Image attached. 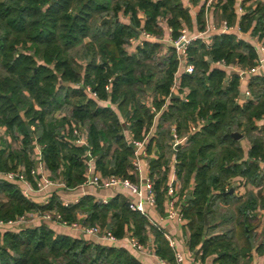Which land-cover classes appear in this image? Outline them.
Returning <instances> with one entry per match:
<instances>
[{"label": "trees", "instance_id": "16d2710c", "mask_svg": "<svg viewBox=\"0 0 264 264\" xmlns=\"http://www.w3.org/2000/svg\"><path fill=\"white\" fill-rule=\"evenodd\" d=\"M249 1L254 0L243 4ZM218 8L229 25L237 22L236 0L220 2ZM139 12L145 15L144 23ZM105 18H111V24L102 25ZM160 19L166 20L174 39L183 24L192 25L181 0H0V134L4 131L7 137L0 135V173L22 170L31 178L37 143L50 179L69 189L80 187L87 149L73 144L75 125L87 132L103 176L133 179L129 175L133 148L124 130L143 139L155 119L146 101L160 111L169 99L148 146H155L159 154L150 162L157 204H164L176 158L185 187L194 182L182 208L190 250L201 262L214 256L216 264H249L261 225L257 210L264 209V190L240 197L229 190L235 178L264 188V167L259 163L264 161V128L255 126L264 120V77L250 79L252 98L238 104L239 75L228 79L226 71L212 68L209 60L249 68L256 52L229 34L215 36L211 47L194 43L188 62L195 72L182 76L179 89L180 94L187 91L185 102L171 93L179 64L174 50L162 54V44L149 40L135 52L127 50L140 30L163 36ZM198 22L204 23V9ZM240 27L264 39V2L248 7ZM199 121L204 125L191 133V126ZM171 126L185 138L176 150ZM229 130L244 139L236 140L227 134ZM244 141L250 144L247 157ZM47 212L68 223L105 230L110 226L118 239L129 229L142 244L148 242L149 221L130 210L129 201L121 196L108 204L86 196L78 204L64 206L53 194L48 204H38L18 184L0 179V221ZM151 230L154 253L177 264L164 234ZM257 249L264 254V231ZM0 264L143 263L127 247L75 239L41 224L0 230Z\"/></svg>", "mask_w": 264, "mask_h": 264}, {"label": "crops", "instance_id": "0c3cea01", "mask_svg": "<svg viewBox=\"0 0 264 264\" xmlns=\"http://www.w3.org/2000/svg\"><path fill=\"white\" fill-rule=\"evenodd\" d=\"M181 1L183 3L184 7L186 8V10L190 14L191 24H192L190 27L183 24L182 29L186 28L191 35H196V34L203 32L207 26V20L205 17V2H206V0H181ZM259 1L264 2V0H254V1H249V2H246L245 4H243V0H242L241 3L245 9V13H246L248 7H253L255 5V2H259ZM220 2L225 3L226 0H217V2L214 5V9H213V11L209 17L210 24H213L216 26H220L221 22L225 21V18L222 16L221 10L218 8V4ZM239 3H240V0H236V9H235L236 11H235V13L237 15V22L232 25L235 29L229 35H234L238 40H241V41L251 45L256 52L257 42H259V40H261V39L257 36H253L250 32L244 33L242 31V29L240 27V22H241L242 16L245 13L244 14L239 13V11H238ZM202 9H204V23L199 25L198 17L200 15V12ZM139 17H140V20L142 21V23H144L143 20H145V15L143 12H139ZM160 25H161V28L164 30V35L161 37L152 35L153 39H150L149 41L160 42L163 46L162 54H164L170 49L174 50V48L171 44V41L174 38L172 37L173 31L168 26L166 20L160 19ZM140 31H142V32L139 33V31H138V37L130 39L129 44H128V48H127L129 53L135 52L137 47L140 46L139 42L141 40H144L143 33H146V32H144L143 30H140ZM215 36H218V35H215ZM256 55H257V52H256ZM209 63L211 64L212 68H219V69L225 70L227 75H228V79H230L233 75H238L239 70L247 69V68H243V67L237 65L236 63H233L231 65L225 64V66L224 65L223 66L218 65L217 63H212L210 60H209ZM178 76L181 79L183 75H181V72H180V75H178ZM250 79L249 80H245V79H241V78L239 79V82H240V97L239 98L240 99L243 97V94L246 92V90H248V85H249ZM182 94L183 93L180 94L178 91V92L174 93L173 96H175L177 98H182L181 97ZM251 98H252V96H251ZM247 100H249V99H246L245 101H247ZM146 103H148V105H150V107H152V106L154 107V105L151 104V101L147 100ZM169 103H170V100L166 99L165 105L162 107V109L160 111L157 110L156 116H154L155 119H154L152 126L143 135L144 136L143 139H146V141H147L146 142V148H145L146 152H147V156L144 157L143 160H144V163L146 162L148 164V167L147 168L145 167L141 173L143 178H146L148 176L151 177V163L150 162L152 159L158 158L159 154L157 152V148L155 146H153L150 149V147L148 148V146L150 144L151 139L156 137L157 120L160 117L162 110L166 106H168ZM255 126L257 127L258 130L261 128H264V120L256 121ZM170 128H171L170 132H171V136H172V140H173V135H174L173 133H174V131H176V127L171 126ZM0 135L2 137H4L5 140H7V137L4 133V131H2ZM124 135H125L127 140H128V138H133V133L128 129L124 130ZM178 138H179V140L185 139L184 137L183 138L178 137ZM143 139H141V140H143ZM242 139H244V138H242ZM183 143H185V141ZM182 144H180V145H182ZM243 147H244V150L246 151V157H247V152L250 149L249 142L244 141ZM33 155H34L33 160H34L35 167L42 164V161L40 159H38V157H37L39 155V152H38V150L35 149V146H34V154ZM176 165H177V160H176V158H173V160L171 162V168H170L169 174H168V180H169V178L172 177L173 174H175V176H177V179L179 182V187H178L179 203H180V206L182 207L184 205L183 198L186 197L187 193H189L190 191L193 190L194 182L191 181L189 186L186 188L184 185V181L181 178H179V176H178V173L176 170ZM96 167H97V165H96ZM98 171L100 172L99 169H98ZM47 173H48V171H47ZM129 175L133 177V179H131L133 182L139 183V175H137L133 171L132 168L129 170ZM31 178H32V180H30ZM31 178L27 177V182H28L27 185L26 184H20L19 186L22 188L23 194L25 191H28L27 197L29 199H31L32 201L38 203V204H44V202L46 200L50 201V198L52 197L53 194H57L60 197L62 204L64 206H68L70 204H78L81 201V199L85 198L86 196L93 197L96 202H101L103 199H105L108 201V203H110L113 199H115L118 196H121V197L127 199L129 201V204L131 201H133L131 194L127 190L119 188V187L115 188V189H97L93 186H84L82 184L80 187L75 188V189H69L67 187H61V186H52L46 191H37V187L35 185V178H33L32 176H31ZM58 182H60V181H58ZM167 183H168V181H167ZM29 186L31 187L32 190L28 189ZM232 188L234 189V194L239 196V197L245 196L249 192L259 194L262 190H264V188H262V187H256L253 184L247 182V180L244 178H235L234 179V186ZM134 202L138 203L139 201L134 199ZM144 206H145V209H146L147 214H148V218L147 217L146 218L149 221V225L146 227L147 236H148V242L146 243V247L149 250L154 251V248H155L154 236L152 235V230H151V227H154L151 223L155 222L156 224H158L161 227V229L163 231L168 232L175 239L177 251L181 252L184 255L183 264H216L214 256L207 258L204 262H201V260L199 259V256H197L196 253H194L190 250V248L188 246L189 231L187 228V224H185V225L182 223L180 224V223H177L176 221H173V220H170L167 218L166 212H167L168 205H167L166 196H165V201H164V204L162 207L158 206V204H157L156 208H150L147 204H144ZM257 212H258L259 219L261 221V223H260L261 225L256 230L257 241L255 242L254 250L252 252V258H251L249 264H264V254H261L257 249L259 242L261 241V239L263 237L264 209L259 208L257 210ZM82 218L84 219L85 216H83ZM41 224L46 225L47 227L52 229L57 234L66 235V236H69V237H72L75 239H83V240L93 242L96 244L113 245V244L107 243L102 236H87V235L81 233L80 231H78L76 229H72L70 227H65L64 225L57 223V222H52V221L51 222H43V221L35 220V221H29L26 224V227H31V226L34 227V226H39ZM107 230H111V227L108 226ZM130 236H131V232L128 229V231L126 232V235L122 239H120L118 244H114V245L124 246V247H127L129 249V247L126 245L127 244L126 240ZM130 251L143 264H158V260L154 256H152L151 254L150 255L149 254L144 255L141 253H137L131 249H130Z\"/></svg>", "mask_w": 264, "mask_h": 264}, {"label": "built area", "instance_id": "2783aa9c", "mask_svg": "<svg viewBox=\"0 0 264 264\" xmlns=\"http://www.w3.org/2000/svg\"><path fill=\"white\" fill-rule=\"evenodd\" d=\"M242 0H240L238 11L240 14L245 13V9L241 3ZM217 2V0H206L205 2V17L207 20V26L206 29L196 35H191L186 28H183L180 32V36L177 39H173L171 41V44L175 50V53L178 57V69L174 75V83L171 89V93L174 95V93L178 92L181 86V79L178 75H192L195 72V67L188 62V54L190 47L198 42L201 41L203 44L206 45V47H211L213 43V37L215 35H225L230 34L235 29L232 25H229L227 21L221 22L220 26H216L213 24H210L209 17L214 9V5ZM144 40H150L153 39L152 35L143 33ZM144 40H141L139 42L140 46L143 45ZM256 52H257V58L255 60V63L252 67H249L247 69H242L238 71V75L241 79L249 80L250 78L254 76H262L264 77V39L259 40L256 45ZM218 65L225 66V62H218ZM181 70V71H180ZM88 92H91L90 89H88ZM96 97V95H93ZM252 96L251 91L248 89L243 94V97L237 98L238 104H243L246 99H250ZM182 99L187 102V91H184L182 94ZM151 110L155 113H157V110L155 107H150ZM204 125V121H199L196 124H193L190 128L191 133L197 132L202 126ZM173 140L172 145L174 149L176 150L180 144H182L184 140H179L177 137L176 131L173 133ZM71 135L73 136V144L78 147H84L87 149L86 156H85V178H84V186H93L97 189H115V188H122L127 190L131 196L133 201L130 202L129 208L133 212L140 213L141 215L148 218L147 211L145 209L144 204H147L150 208H156L157 206V198H156V192L154 188V179L152 177H146L143 178L141 173L144 170V168L148 167V164L144 163V157L147 156L146 152V139L143 140H137L134 138H128V143L133 148V156L131 159V168L133 171L139 175V183L133 182L131 179L128 178H122L118 177L114 174L110 176H103L96 167V156L92 154L89 147V137L87 132L84 129L78 128L77 126H73L71 130ZM35 149L38 150L39 155L37 156L38 159L42 161V164H40L37 167H34L31 171V176L35 178V185L37 187V191H46L52 186H61L66 187L63 182H56L50 179L49 173H47L45 165L42 160L41 155V146H39L37 143H35ZM259 163L264 167V161H259ZM5 179L11 183L15 184H26L27 185V176L22 170L18 171H10L6 172L4 174L0 173V179ZM178 187L179 182L177 179V176L175 174L172 175L171 178H169L166 188V199H167V218L173 221H176L177 223L187 224V220L183 214L182 208L179 203V193H178ZM28 189H31L29 186ZM32 190V189H31ZM228 191V190H227ZM24 195L28 196V191L24 192ZM185 198V197H184ZM183 198V200H184ZM134 199L139 201L138 203L134 202ZM103 204H107L108 201L103 199L101 201ZM49 201L46 200L44 204H48ZM43 221V222H57L65 227H70L72 229H76L80 231L81 233L87 235V236H102L104 240L107 243L110 244H118L120 239L115 237L110 230L102 229L99 226H85L81 225L80 223H68L62 220L61 216L56 213L47 212L44 214H26L17 220H11L8 222L0 221V230H13L18 231L21 227L25 226L29 221ZM155 228H157L159 231H161L164 234L165 239L167 240L169 246L174 251L175 260L177 264H183L184 262V255L177 251L176 247V241L170 235L168 232L163 231L161 227L156 224L155 222L151 223ZM127 246L129 249L141 253V254H151L158 260V264H170L168 261L161 259L158 257L154 251L149 250L146 245L142 244L136 237L130 236L126 240Z\"/></svg>", "mask_w": 264, "mask_h": 264}, {"label": "water", "instance_id": "95a60500", "mask_svg": "<svg viewBox=\"0 0 264 264\" xmlns=\"http://www.w3.org/2000/svg\"><path fill=\"white\" fill-rule=\"evenodd\" d=\"M112 22V19L111 18H105L102 20L101 24L104 25V24H111ZM142 31H139V33H141ZM177 98V97H176ZM227 134H230L232 135V137H234L236 140H241L244 135L243 134H239V133H231V130L228 131ZM230 194H234V189L232 188L230 191H229ZM189 199H191V197H189ZM206 221V227H205V233H207V230H208V221L207 219L205 220Z\"/></svg>", "mask_w": 264, "mask_h": 264}]
</instances>
